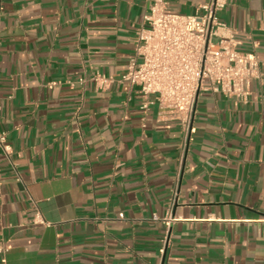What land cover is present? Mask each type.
Returning <instances> with one entry per match:
<instances>
[{"label": "crops", "instance_id": "crops-1", "mask_svg": "<svg viewBox=\"0 0 264 264\" xmlns=\"http://www.w3.org/2000/svg\"><path fill=\"white\" fill-rule=\"evenodd\" d=\"M152 2L0 0L5 264H264V0L219 13L261 65L247 100L202 91L188 141L124 79Z\"/></svg>", "mask_w": 264, "mask_h": 264}, {"label": "built area", "instance_id": "built-area-1", "mask_svg": "<svg viewBox=\"0 0 264 264\" xmlns=\"http://www.w3.org/2000/svg\"><path fill=\"white\" fill-rule=\"evenodd\" d=\"M227 3L228 0H205L201 13L180 14L167 9V0H153L145 15L146 25L138 31L139 60L131 59L124 75L143 96V108L153 103L154 96L161 110L180 122L186 141L194 132L196 105L202 91L210 88L247 100L250 82L259 72L258 56L240 50V42L233 34L221 33L229 31L219 19ZM91 79L99 88L112 82L111 77L98 72ZM0 144L8 153L4 133L0 134ZM8 251L0 239L1 264L6 263Z\"/></svg>", "mask_w": 264, "mask_h": 264}]
</instances>
